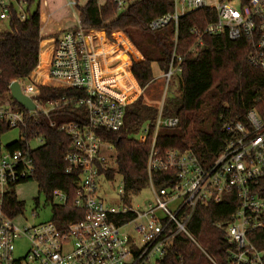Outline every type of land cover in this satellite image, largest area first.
I'll use <instances>...</instances> for the list:
<instances>
[{
    "label": "built area",
    "instance_id": "2783aa9c",
    "mask_svg": "<svg viewBox=\"0 0 264 264\" xmlns=\"http://www.w3.org/2000/svg\"><path fill=\"white\" fill-rule=\"evenodd\" d=\"M110 1L116 12L122 13L138 0ZM25 2L0 0V21L9 19L8 9L12 3L24 20ZM172 2L171 11L148 23L150 31L162 30L171 24L175 27L172 59L169 69L162 75L167 82L181 72L185 58L176 54L179 20L204 8L215 10L216 19L204 29L191 28L194 42L188 52L202 47L207 34L226 35L232 41L243 39L251 47L248 61L264 73V0ZM69 4L76 6L77 2ZM97 30L77 17L71 28L53 38L52 59L46 76L58 83L44 85L38 74L33 75L34 70L24 79L13 80L19 82L22 93L36 105L35 110L18 104L10 90V98H0V264H163L180 234L193 240L187 224L197 206L211 201L218 203L225 193L231 192L239 199V207L225 228L228 240L235 246L231 264H264V251L258 250L247 237L249 231L264 227V197L252 189V185L264 177V118L255 110L248 111L244 120L223 124V130L231 139L222 153L204 166L190 149L160 153L156 148L159 130L174 128L179 123L176 117H164L161 108L155 123H146L138 136L145 141L151 126L154 128L147 160V187L154 201L144 208L133 207L129 201L132 195L127 196L123 178L116 191L120 204L111 203L107 193L99 196V181L113 183L119 175L109 176V171L116 167V157L113 164L110 163V153L116 150L106 135L124 127L126 106L133 100L120 98L115 94L119 90L117 86H109L110 81H104L110 77L103 72L111 55L99 54L101 43ZM42 86L74 89L81 94L43 101L40 97ZM68 104L84 107L87 114L86 123L66 122L59 128L71 138L70 149L65 154L66 172H78L72 204L83 212L82 216H77L65 228H60L52 219L19 226L15 218L22 211L14 215L9 213L6 200L16 195L19 184L32 179L31 153L39 147L33 148L32 141L44 143L43 136L29 126L37 122L41 114L49 115ZM50 124L55 126L52 120ZM10 129H19L21 139L4 144L1 135ZM15 143L23 147L12 148ZM155 174L167 175V185L157 186ZM68 203L69 196L61 190L52 191L47 199L52 211L54 206ZM129 225L133 226L132 232L126 229ZM20 238L28 240L29 249L23 257L16 258L15 242Z\"/></svg>",
    "mask_w": 264,
    "mask_h": 264
},
{
    "label": "trees",
    "instance_id": "16d2710c",
    "mask_svg": "<svg viewBox=\"0 0 264 264\" xmlns=\"http://www.w3.org/2000/svg\"><path fill=\"white\" fill-rule=\"evenodd\" d=\"M33 5L34 0H26V18L21 20L16 5L12 3L8 9L10 17L6 21L9 28H0V98L10 96L9 85L13 80L26 78L39 65L43 39L40 36L39 4L35 10ZM172 6V0H138L126 11L117 13L110 0L103 5H99L98 0H87L83 6L77 5L79 17L85 25L103 29L109 34L122 30L143 56L142 61L133 63L131 70L142 92L126 106L124 127L106 135L116 150V167L109 171V176L115 173L122 176L127 196L137 195L148 185L147 160L154 128L151 126L145 141L138 136L146 123H155L160 111L159 106L146 100L143 90L154 80L153 64L156 63L165 73L173 55L174 25L150 31L148 23L171 11ZM215 19L216 11L204 8L179 20L176 54L185 57L182 70L177 75L180 94L175 99L166 100L162 106V115L176 117L179 123L174 128H161L155 143L160 153L190 149L204 166L211 164L231 139V135L222 128L225 122L244 120L251 110L264 118V73L248 61L251 47L246 40L232 41L226 35L207 34L202 47L188 52L194 42L191 28L204 29ZM96 35L101 43L99 54L111 55L110 60L114 61L111 66L105 63L103 75L114 76L108 85L117 86L122 91L115 92L120 98L134 99L139 89L131 76L127 52H133L136 57L138 52L121 33H117V37L125 41L126 51L115 49L111 42L104 40L103 33ZM79 94L81 92L74 89L42 86L40 97L46 101ZM50 120L55 126H51ZM72 121L86 123L84 107L74 104L58 107L49 115L41 114L37 122L29 126L44 139V143L31 153L34 164L32 180L38 183L39 191L47 199L54 190L64 191L69 196L67 205H56L52 211L51 219L60 228H65L83 213L72 204L78 172H66L65 154L70 149L71 138L59 130L61 124ZM21 147V143L12 145V148ZM167 177L155 174L157 186H166ZM252 189L264 197V177L253 184ZM238 207L239 199L235 192L225 193L218 203L199 204L187 224L193 240L184 233L180 234L163 264H231V252L235 246L228 240L225 228ZM6 210L17 214L23 210V203L12 194L6 200ZM247 237L258 250L264 251V227L249 231Z\"/></svg>",
    "mask_w": 264,
    "mask_h": 264
},
{
    "label": "rangeland",
    "instance_id": "374dc122",
    "mask_svg": "<svg viewBox=\"0 0 264 264\" xmlns=\"http://www.w3.org/2000/svg\"><path fill=\"white\" fill-rule=\"evenodd\" d=\"M6 3H10L11 0H4ZM48 1L51 6L49 7V10L52 9L55 10V12H58L59 15H78V8L77 5L83 6L87 0H78V3L76 6H72L69 4V1L74 0H46ZM107 0H98L99 5H103L106 3ZM77 2V1H76ZM38 4L43 6V0H34V5L32 9H36ZM1 10V9H0ZM0 28L7 30L9 28L6 21H0ZM99 33H103V36L106 41L111 42L113 44V47L117 50H124L126 51V43L123 39H119L117 37V33H121L122 36L125 38L126 41H128L134 49L138 52L139 56L136 57L133 52H127V54L130 56V69L132 70V65L134 62H138L142 60V54L137 49V47L132 43V41L129 39L127 34H125L122 30H114L110 34L106 32L103 29H98ZM108 54H106V57ZM44 57V52H42V62ZM45 63V62H44ZM110 64H114L113 60H107L108 66ZM99 69H102V66H99ZM40 73V68L37 69V71L34 73V75H37ZM132 73V72H131ZM161 70L159 66L154 63L153 64V74H154V80L147 85V87L143 90V94L146 98V100L149 103L155 104L159 106L161 109L163 104L166 100H172L175 99L180 94V82L177 75H174L170 81L167 82L166 78L161 76ZM132 76V74H131ZM47 78V77H46ZM46 78L44 80V85L47 84ZM132 79L135 83V80L132 76ZM39 80L42 81V76L39 77ZM114 80L113 76H110L108 79H105L104 81H112ZM136 85V84H135ZM137 87V86H136ZM116 92L121 93V90H116ZM139 95V92L136 94V99ZM10 98V96L6 97ZM132 99V100H134ZM130 100V101H132ZM21 139V133L19 129H10L8 131H5L1 135L2 143L9 144L15 140ZM41 143L38 141H32V147H38ZM116 157V151H112L110 153V160L113 164V159ZM122 181V176L119 174L116 177V180L113 183H108L104 181L103 179L99 181V196L101 194L107 193L108 197L110 198V202L113 204H120L121 200L117 197L116 191L118 189V186L120 185ZM16 196L19 202L23 203V210L19 216L15 218L16 224L19 226H31L35 223H40L44 221H48L52 217V206L50 204H47V197L44 193L39 191L38 183L35 180H29L24 183L19 184L16 187ZM132 206L135 208H144V206L148 202L154 201L153 193L149 187L144 188L140 193L137 195H132L129 199ZM129 232H132L133 226L129 225L126 228ZM29 249V242L26 239L20 238L16 240L15 242V257L20 258L23 257L26 252Z\"/></svg>",
    "mask_w": 264,
    "mask_h": 264
},
{
    "label": "crops",
    "instance_id": "0c3cea01",
    "mask_svg": "<svg viewBox=\"0 0 264 264\" xmlns=\"http://www.w3.org/2000/svg\"><path fill=\"white\" fill-rule=\"evenodd\" d=\"M43 6L44 8H42V5L39 4L40 23H41L40 36L43 40L40 43L39 65L36 68L38 67L40 68V73L38 74V76L39 77L42 76L43 78L42 81L44 82L45 78L47 77L46 73L48 71V68L50 66L51 59H52V51H53V44H54L53 38L55 36L60 35L64 30L71 28L73 26L74 19L79 16L75 14H73L72 17L71 15H67V14L61 16L58 14V12H55V10L53 11L52 9L49 10V7L51 6V4L46 0H43ZM42 52H44L43 61L45 63L41 61ZM142 60H143V57H142ZM162 75H163V72L161 73V76ZM47 83L54 85L58 82L56 80L47 79ZM138 89H139V93H141L142 90L139 87Z\"/></svg>",
    "mask_w": 264,
    "mask_h": 264
},
{
    "label": "water",
    "instance_id": "95a60500",
    "mask_svg": "<svg viewBox=\"0 0 264 264\" xmlns=\"http://www.w3.org/2000/svg\"><path fill=\"white\" fill-rule=\"evenodd\" d=\"M9 90L11 93V96L13 99L23 107H25L28 110H35L36 105L33 103V101L24 95L21 91L20 84L18 81H13L10 86Z\"/></svg>",
    "mask_w": 264,
    "mask_h": 264
},
{
    "label": "bare ground",
    "instance_id": "6f19581e",
    "mask_svg": "<svg viewBox=\"0 0 264 264\" xmlns=\"http://www.w3.org/2000/svg\"><path fill=\"white\" fill-rule=\"evenodd\" d=\"M46 81H47V78H46Z\"/></svg>",
    "mask_w": 264,
    "mask_h": 264
}]
</instances>
